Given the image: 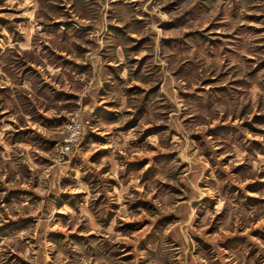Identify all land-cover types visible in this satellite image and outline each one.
<instances>
[{
    "label": "rangeland",
    "instance_id": "obj_1",
    "mask_svg": "<svg viewBox=\"0 0 264 264\" xmlns=\"http://www.w3.org/2000/svg\"><path fill=\"white\" fill-rule=\"evenodd\" d=\"M0 264H264V0H0Z\"/></svg>",
    "mask_w": 264,
    "mask_h": 264
},
{
    "label": "built area",
    "instance_id": "obj_2",
    "mask_svg": "<svg viewBox=\"0 0 264 264\" xmlns=\"http://www.w3.org/2000/svg\"><path fill=\"white\" fill-rule=\"evenodd\" d=\"M84 127L81 122L73 121L66 131V137L61 143L60 155L61 160H63L68 152L74 149L76 143H78L80 136L82 135Z\"/></svg>",
    "mask_w": 264,
    "mask_h": 264
}]
</instances>
